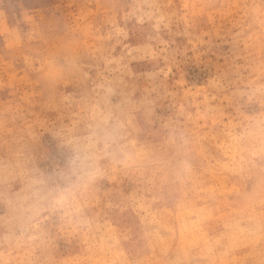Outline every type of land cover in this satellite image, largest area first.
Returning <instances> with one entry per match:
<instances>
[{
	"label": "rangeland",
	"instance_id": "1",
	"mask_svg": "<svg viewBox=\"0 0 264 264\" xmlns=\"http://www.w3.org/2000/svg\"><path fill=\"white\" fill-rule=\"evenodd\" d=\"M0 264H264V0H0Z\"/></svg>",
	"mask_w": 264,
	"mask_h": 264
}]
</instances>
